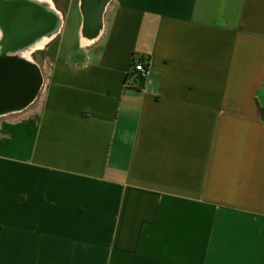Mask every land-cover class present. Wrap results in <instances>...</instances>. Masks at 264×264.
Listing matches in <instances>:
<instances>
[{"label":"crops","instance_id":"1","mask_svg":"<svg viewBox=\"0 0 264 264\" xmlns=\"http://www.w3.org/2000/svg\"><path fill=\"white\" fill-rule=\"evenodd\" d=\"M62 10L0 116V264H264V0Z\"/></svg>","mask_w":264,"mask_h":264},{"label":"flooded vegetation","instance_id":"2","mask_svg":"<svg viewBox=\"0 0 264 264\" xmlns=\"http://www.w3.org/2000/svg\"><path fill=\"white\" fill-rule=\"evenodd\" d=\"M39 13L44 21L47 20L48 27H52L54 17L52 15L47 16L45 9L40 7L37 2H30L29 0H0V59L11 60L14 56L18 57L19 49L27 48L29 44L37 39L38 33L36 31L39 28ZM61 15L63 28L65 17L62 13ZM35 53L31 55L33 59ZM25 69L26 75L30 76L29 68ZM17 70L15 69L14 72ZM25 83L19 77L10 82L0 83V116L7 111H19L22 107L19 90L24 85L25 87L28 86ZM3 89L7 91L3 92ZM7 98L10 99L9 104L5 101Z\"/></svg>","mask_w":264,"mask_h":264},{"label":"bare ground","instance_id":"3","mask_svg":"<svg viewBox=\"0 0 264 264\" xmlns=\"http://www.w3.org/2000/svg\"><path fill=\"white\" fill-rule=\"evenodd\" d=\"M28 1V0H24ZM30 2H37L40 7L45 9V12L48 15H52L55 20V26L54 27H48V22L44 21L43 18L39 17V28L37 29L38 35L36 36L37 39L33 41V43L29 44V46L23 50L19 49V56L14 58H11V60H14L15 62L21 63L25 67H31L33 64L31 55L39 50H42L45 48L49 42H51L61 31L62 28V15L60 12H58L52 0H29ZM49 33V34H48ZM10 60V59H9Z\"/></svg>","mask_w":264,"mask_h":264},{"label":"water","instance_id":"4","mask_svg":"<svg viewBox=\"0 0 264 264\" xmlns=\"http://www.w3.org/2000/svg\"><path fill=\"white\" fill-rule=\"evenodd\" d=\"M55 18L52 20V27L55 26ZM26 67L23 66L19 62H15L14 60H7V59H0V83L10 82L12 80H16V78H22L23 81H26L28 76L26 75ZM17 70L14 72V70ZM32 83L28 85V87H22V89L19 90L20 94V102L22 105L28 104L32 98L34 97L38 86H39V77L36 73L35 76L32 79ZM7 91L6 89H3V92ZM6 103H10V99L7 98Z\"/></svg>","mask_w":264,"mask_h":264},{"label":"rangeland","instance_id":"5","mask_svg":"<svg viewBox=\"0 0 264 264\" xmlns=\"http://www.w3.org/2000/svg\"><path fill=\"white\" fill-rule=\"evenodd\" d=\"M61 3L57 4V9L64 15V12H62L63 11L62 7H63L64 0H61ZM74 7L75 8L72 11H70L69 16L67 18V23L68 24H67L66 31H65V34H66L65 37L67 38L69 44L72 45V46L77 41V34H76V30L75 29L77 28V24L76 23H77V20H78V14H77L76 5ZM73 23H75V24L72 25ZM34 58L37 59V55H35Z\"/></svg>","mask_w":264,"mask_h":264},{"label":"built area","instance_id":"6","mask_svg":"<svg viewBox=\"0 0 264 264\" xmlns=\"http://www.w3.org/2000/svg\"><path fill=\"white\" fill-rule=\"evenodd\" d=\"M150 63L147 61L136 60L133 62L131 69V76L135 81L141 83L144 80H147L149 74Z\"/></svg>","mask_w":264,"mask_h":264},{"label":"trees","instance_id":"7","mask_svg":"<svg viewBox=\"0 0 264 264\" xmlns=\"http://www.w3.org/2000/svg\"><path fill=\"white\" fill-rule=\"evenodd\" d=\"M143 61V60H142Z\"/></svg>","mask_w":264,"mask_h":264}]
</instances>
